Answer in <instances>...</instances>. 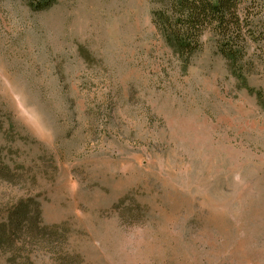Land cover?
<instances>
[{
    "label": "rangeland",
    "instance_id": "1",
    "mask_svg": "<svg viewBox=\"0 0 264 264\" xmlns=\"http://www.w3.org/2000/svg\"><path fill=\"white\" fill-rule=\"evenodd\" d=\"M54 1L0 0V207L60 227L22 256L264 264V17L239 80L211 32L183 62L151 0Z\"/></svg>",
    "mask_w": 264,
    "mask_h": 264
},
{
    "label": "trees",
    "instance_id": "2",
    "mask_svg": "<svg viewBox=\"0 0 264 264\" xmlns=\"http://www.w3.org/2000/svg\"><path fill=\"white\" fill-rule=\"evenodd\" d=\"M34 10L49 9L54 0H24ZM151 22L167 47L187 63L201 50V37L211 32L217 51L231 74L243 79L247 48L256 41V20L264 17V0H151ZM1 150V149H0ZM15 174L0 157V180L11 182ZM40 206L32 197L0 207V255L7 264H31L25 245L58 233L59 226L40 225Z\"/></svg>",
    "mask_w": 264,
    "mask_h": 264
}]
</instances>
